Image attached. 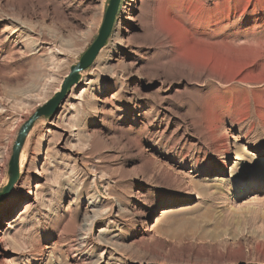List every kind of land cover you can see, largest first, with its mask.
<instances>
[{
  "label": "rangeland",
  "instance_id": "obj_1",
  "mask_svg": "<svg viewBox=\"0 0 264 264\" xmlns=\"http://www.w3.org/2000/svg\"><path fill=\"white\" fill-rule=\"evenodd\" d=\"M108 1L0 0V191ZM127 3L27 138L0 264H264V0H146L160 45H141L138 74L111 59Z\"/></svg>",
  "mask_w": 264,
  "mask_h": 264
},
{
  "label": "water",
  "instance_id": "obj_2",
  "mask_svg": "<svg viewBox=\"0 0 264 264\" xmlns=\"http://www.w3.org/2000/svg\"><path fill=\"white\" fill-rule=\"evenodd\" d=\"M121 2L122 0L108 1L105 16L95 41L82 55L79 63L70 69V73L64 79L60 91L54 94V96L42 107L37 109L28 121L20 128L18 137L12 149V156L8 164V182L0 191V202L5 201L9 197L20 178L22 151L35 123L42 118H51L54 116L66 96L71 92L72 88L80 83L82 79V72L94 64L101 50L108 43L119 13Z\"/></svg>",
  "mask_w": 264,
  "mask_h": 264
},
{
  "label": "bare ground",
  "instance_id": "obj_3",
  "mask_svg": "<svg viewBox=\"0 0 264 264\" xmlns=\"http://www.w3.org/2000/svg\"><path fill=\"white\" fill-rule=\"evenodd\" d=\"M145 7H146V0H128L126 8L122 10L123 22L119 23V25L115 28V32H117L116 36L119 39V45L113 51L112 53L113 55L111 56L112 57L111 59L113 61H116L118 64H122V66L125 65L130 74H138L140 72H144L145 70V67L142 65L143 59L141 60L138 59V55H140L139 53L142 44L149 43L150 45H160V43H158L160 39L158 38L150 39L146 34V25L144 24L145 23L144 18L146 17H145V13L143 12V9ZM75 20L78 19L76 18ZM80 25L82 24L79 23L78 26ZM138 31H141L144 34L141 35L138 33ZM21 49H22V44L18 41H15L12 46L13 53L16 52L20 53ZM134 91L136 90L134 89ZM56 93H58V91H56ZM24 160H25V155L23 152L21 155L20 169L22 168Z\"/></svg>",
  "mask_w": 264,
  "mask_h": 264
}]
</instances>
